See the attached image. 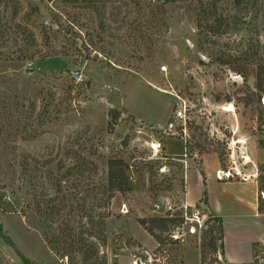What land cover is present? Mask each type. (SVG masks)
Wrapping results in <instances>:
<instances>
[{"label": "rangeland", "instance_id": "obj_1", "mask_svg": "<svg viewBox=\"0 0 264 264\" xmlns=\"http://www.w3.org/2000/svg\"><path fill=\"white\" fill-rule=\"evenodd\" d=\"M263 15L250 21L244 0H0V264H130L145 253L182 264L185 249L186 264H197L193 249L221 264L218 221L200 204L199 235L167 231L163 244L136 218L179 206L183 172L196 176L202 158L221 167L232 149L264 189L254 161L264 96L249 55L261 53ZM183 135L186 168L167 160L159 173L165 161L147 144L180 159ZM111 157L126 163L131 189L107 199Z\"/></svg>", "mask_w": 264, "mask_h": 264}, {"label": "crops", "instance_id": "obj_2", "mask_svg": "<svg viewBox=\"0 0 264 264\" xmlns=\"http://www.w3.org/2000/svg\"><path fill=\"white\" fill-rule=\"evenodd\" d=\"M164 148L165 153H168L167 143ZM260 150L264 152V148ZM254 161L264 164V158ZM199 166V170L195 169L196 176L187 169L184 172L181 203L188 206L200 204L207 214L218 220L221 264H252L254 247L264 233V210L258 208L257 184L251 180L216 181L213 175L218 168L216 159L207 161L202 158ZM190 186L197 190L193 200L188 199ZM202 191L205 192V204L200 202ZM188 250L191 249L182 252V264L187 263ZM193 251L197 254L199 264V252L196 249Z\"/></svg>", "mask_w": 264, "mask_h": 264}, {"label": "built area", "instance_id": "obj_3", "mask_svg": "<svg viewBox=\"0 0 264 264\" xmlns=\"http://www.w3.org/2000/svg\"><path fill=\"white\" fill-rule=\"evenodd\" d=\"M181 119V125L185 123L184 114L180 111H176L175 115L172 118L171 122ZM157 127L162 128L157 125ZM170 128V125H168ZM173 135V133H168L167 136ZM185 135V134H184ZM183 135V149L180 154V159H174L173 157H168L167 155H161L160 143L158 141H151L147 144L148 150L151 157L159 158L165 162H162L158 165L157 171L161 174L167 173L170 170V166L166 164V161H178L183 164V167L186 168V139ZM251 163L248 155L244 150H239L237 153L232 149L225 158V164L223 166L215 169L213 175L216 181H254L257 178V172H249L246 170L248 164ZM252 164V163H251ZM184 177V172H183ZM258 199L261 203L264 204V192L263 190H258ZM198 206H188L186 204H180L179 206L173 208L168 202H165L163 205L155 204L153 206L154 211H156L159 216L173 217L176 216L180 219V224L175 228L174 233L170 234V237L173 239L178 238V231L187 232L192 235L198 236L201 230L205 226V220L207 219V214L202 212ZM219 255V253H217ZM156 262L155 259H152L150 255L145 253V256H131L130 264H153ZM252 264H264V233L262 234L261 240L254 247L252 259Z\"/></svg>", "mask_w": 264, "mask_h": 264}, {"label": "trees", "instance_id": "obj_4", "mask_svg": "<svg viewBox=\"0 0 264 264\" xmlns=\"http://www.w3.org/2000/svg\"><path fill=\"white\" fill-rule=\"evenodd\" d=\"M161 1L162 4L168 3L169 1L173 0H156ZM244 3L249 5L250 11L253 12V17L250 21L254 18V16L258 13L264 12V0H244ZM262 46L260 48L261 53L258 54L256 50L250 53L251 62L254 65V80H255V88L257 90L258 95L262 94L264 96V15L262 19ZM24 30V29H22ZM88 55H85V58ZM112 109L108 110V116L110 119L114 115L111 114ZM110 125V124H109ZM102 191L105 193L106 198H112L115 193H123L128 192L131 187L128 183V174H127V165L121 158L111 157L106 160V177L105 183L101 185ZM259 187L257 186V189ZM261 189V187H260ZM259 190V189H258ZM264 190V189H261ZM200 202L205 204V192L202 191ZM258 208L262 209V204H260L258 199ZM218 221V220H217ZM136 222L138 225L151 237L158 244H163L166 239L162 236H165L167 231H174L180 224V219L176 216L173 217H166V216H159V215H151V216H144V217H137ZM219 224V222H218ZM218 231L220 232V226L218 225ZM170 236V235H169ZM219 240V238H218ZM55 239H52V242ZM52 242L50 240H45L48 249L51 251L54 250V247L51 245ZM209 250L212 253L216 252V246L214 242H210L208 245ZM219 254H221V244L219 245ZM217 253V252H216ZM202 252L199 253V264H204Z\"/></svg>", "mask_w": 264, "mask_h": 264}, {"label": "bare ground", "instance_id": "obj_5", "mask_svg": "<svg viewBox=\"0 0 264 264\" xmlns=\"http://www.w3.org/2000/svg\"><path fill=\"white\" fill-rule=\"evenodd\" d=\"M236 142H240L239 140H237Z\"/></svg>", "mask_w": 264, "mask_h": 264}]
</instances>
